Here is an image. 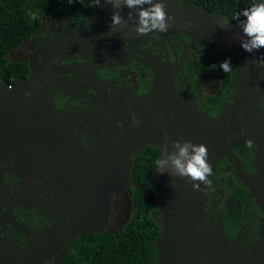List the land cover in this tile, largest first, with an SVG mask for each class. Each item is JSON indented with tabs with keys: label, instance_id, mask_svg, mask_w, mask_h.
Masks as SVG:
<instances>
[{
	"label": "flooded vegetation",
	"instance_id": "flooded-vegetation-1",
	"mask_svg": "<svg viewBox=\"0 0 264 264\" xmlns=\"http://www.w3.org/2000/svg\"><path fill=\"white\" fill-rule=\"evenodd\" d=\"M177 1L206 9L193 0ZM94 3L95 0H84L85 10L79 18L56 15L44 19L37 31L9 52L12 59L27 61L29 65V56L59 31L80 28L94 33L88 45L61 60L63 70L52 81L51 98L60 113L56 119L67 126L78 144L105 151L141 115L172 119L175 108L198 114L200 120L207 117L230 124L228 131L233 138L242 134L243 116L234 117L233 113L240 83H236L238 77L231 58L215 51L209 53L195 37L184 32L133 34L130 23L136 17L133 13L128 19L129 11L133 10L127 8L121 12L127 24L113 29L111 5L105 0L99 5ZM108 23L112 33L100 28ZM202 57L209 58L212 66L198 73L196 63ZM225 60L231 61V82L214 102L222 87L220 65ZM261 63L264 67V55ZM261 104L264 107V95ZM178 130L185 131L182 126ZM186 131L193 135V140L197 139L193 128ZM148 145L161 151L160 144ZM145 147L130 153L132 161ZM257 150V142L249 136L234 146L232 152L260 192L264 188V165ZM52 173L48 169L41 173L0 149V264H63L78 239L62 242L55 228L68 224L75 201L84 195L75 186L64 190L65 183L53 180ZM229 175L240 187L238 197L228 188ZM209 181L204 216L198 226L201 244L217 235L222 227L239 260L246 261L262 243L263 207L227 153L212 168ZM132 189L126 184L111 195L106 230L120 231L130 218Z\"/></svg>",
	"mask_w": 264,
	"mask_h": 264
},
{
	"label": "water",
	"instance_id": "water-1",
	"mask_svg": "<svg viewBox=\"0 0 264 264\" xmlns=\"http://www.w3.org/2000/svg\"><path fill=\"white\" fill-rule=\"evenodd\" d=\"M154 2H162L165 11L175 19L168 31H153L145 36L172 32L191 34L209 53L215 51L235 63L236 83H240L242 91L236 94L233 113L234 117L236 114L243 116L242 134L233 138L228 131L230 124L207 117L200 120L198 114L175 108L176 114L172 119L141 115L137 120L139 124L131 125L105 151H94L78 144L67 126L56 119L60 113L51 98L52 81L63 70L61 60L92 41L93 32L78 28L59 31L32 53L28 76L15 83L0 81V149L41 173L47 169L54 171L53 180H62L64 190L75 186L80 195H84L75 201L73 217L68 224L55 228L62 242L104 232L109 220L111 195L128 184L132 188L149 187L156 194L162 226L156 240L157 264H264V225L262 243L246 261L239 260L222 227L217 235L201 244L198 226L204 216L208 184L201 183L200 188L194 190L193 182L188 178L171 175L170 169L162 174L157 166L142 184L131 181L133 161L130 153L135 148H143L149 143L160 144L159 160L165 149L166 152L174 150L172 145L175 141L204 144L212 168L224 153L229 155L264 210V188L259 192L251 184L249 174L232 152L234 146L252 136L258 144V159L264 165V107L261 104L264 95V67L261 63L264 48L251 53L244 50L240 23L207 9L186 6L177 0ZM130 24L132 33L136 34V19H131ZM100 28L107 33L113 32L109 23ZM181 119L184 120L181 122ZM179 126L185 131H179ZM191 128L197 132L195 140L186 131Z\"/></svg>",
	"mask_w": 264,
	"mask_h": 264
},
{
	"label": "trees",
	"instance_id": "trees-1",
	"mask_svg": "<svg viewBox=\"0 0 264 264\" xmlns=\"http://www.w3.org/2000/svg\"><path fill=\"white\" fill-rule=\"evenodd\" d=\"M215 15L241 23L246 18L237 14L253 4L264 0H193ZM85 10L84 0H0V81L15 83L29 74L24 60H14L9 52L37 31L44 19L56 15L79 18ZM29 11L37 14L33 20ZM212 66V61L202 57L196 70L202 73ZM222 87L214 98L230 84L231 70L222 73ZM161 151L148 145L133 158L131 180L142 184L157 166ZM228 188L233 196H240V187L228 176ZM131 215L117 232L106 230L80 236L67 252L63 264H157L156 240L162 226L156 194L149 187L133 188L131 191Z\"/></svg>",
	"mask_w": 264,
	"mask_h": 264
},
{
	"label": "clouds",
	"instance_id": "clouds-1",
	"mask_svg": "<svg viewBox=\"0 0 264 264\" xmlns=\"http://www.w3.org/2000/svg\"><path fill=\"white\" fill-rule=\"evenodd\" d=\"M100 3L101 0H95L94 4L99 5ZM105 3L111 5L113 10L111 25L113 29L127 24V20L121 15L123 9L135 10V31L138 36H145L153 31L166 32L175 19L173 15L165 11V5L162 2H154V0H105ZM28 15L33 20L37 19V14L34 12L29 11ZM132 15L133 12L129 11L128 19H131ZM240 15L246 18L239 24L242 30L241 46L243 49L251 53L264 48V2L244 9L242 13L237 14L235 19L239 20ZM220 67L224 72H229L231 61L225 60ZM134 123L139 124V121ZM249 146L251 147V143ZM172 147L173 151L166 152L165 149L164 154L157 161V169L162 174L166 169H170L171 175L191 180L194 190H198L201 183L210 184L208 177L212 175V167L207 160L208 151L204 144L175 141Z\"/></svg>",
	"mask_w": 264,
	"mask_h": 264
}]
</instances>
